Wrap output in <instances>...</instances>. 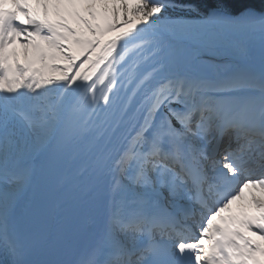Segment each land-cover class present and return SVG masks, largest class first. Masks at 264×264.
<instances>
[{"label":"snow or ice","instance_id":"6c2138e0","mask_svg":"<svg viewBox=\"0 0 264 264\" xmlns=\"http://www.w3.org/2000/svg\"><path fill=\"white\" fill-rule=\"evenodd\" d=\"M35 3L0 0V264H264V199L222 215L264 193V0Z\"/></svg>","mask_w":264,"mask_h":264},{"label":"bare ground","instance_id":"6f19581e","mask_svg":"<svg viewBox=\"0 0 264 264\" xmlns=\"http://www.w3.org/2000/svg\"><path fill=\"white\" fill-rule=\"evenodd\" d=\"M32 1H35V0H31V2ZM21 19H24L23 14H21ZM112 35H115V33L114 32L113 33H108L107 37H110ZM107 37H105V38H107ZM13 50H15V52L17 54L16 58L19 59V61L21 63H23L24 60H25V50L22 47L21 42L19 40L8 46V49H7L8 52H11ZM30 54H31V51H30L29 55ZM204 58L208 59L209 57L205 56ZM252 193H254L256 196H259L261 199H264V193L260 192L257 189H251L250 188V189H246L245 190V193H244V196H243L242 199L233 201V204H235V205H244L245 207H250L252 205L251 204V194ZM261 246L264 247V241H262V245ZM257 257L261 261H264V255H261L260 253H257Z\"/></svg>","mask_w":264,"mask_h":264},{"label":"rangeland","instance_id":"374dc122","mask_svg":"<svg viewBox=\"0 0 264 264\" xmlns=\"http://www.w3.org/2000/svg\"><path fill=\"white\" fill-rule=\"evenodd\" d=\"M35 4V5H34ZM31 6H32V9L34 10V11H36V7L38 6V7H40L39 5H37L36 3H35V1H32L31 2ZM42 9V8H41ZM40 14L42 15L43 14V12H40ZM53 18H55V17H53ZM30 51L31 50H29V53H30Z\"/></svg>","mask_w":264,"mask_h":264},{"label":"trees","instance_id":"16d2710c","mask_svg":"<svg viewBox=\"0 0 264 264\" xmlns=\"http://www.w3.org/2000/svg\"><path fill=\"white\" fill-rule=\"evenodd\" d=\"M255 7L259 8V4L254 5ZM208 7H214V5L209 4ZM174 14V13H173Z\"/></svg>","mask_w":264,"mask_h":264}]
</instances>
